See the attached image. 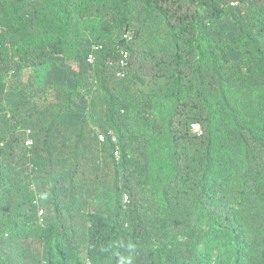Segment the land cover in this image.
Listing matches in <instances>:
<instances>
[{
	"label": "trees",
	"instance_id": "16d2710c",
	"mask_svg": "<svg viewBox=\"0 0 264 264\" xmlns=\"http://www.w3.org/2000/svg\"><path fill=\"white\" fill-rule=\"evenodd\" d=\"M0 264H264V0H0Z\"/></svg>",
	"mask_w": 264,
	"mask_h": 264
},
{
	"label": "rangeland",
	"instance_id": "374dc122",
	"mask_svg": "<svg viewBox=\"0 0 264 264\" xmlns=\"http://www.w3.org/2000/svg\"><path fill=\"white\" fill-rule=\"evenodd\" d=\"M239 15V9L236 8L233 11H231V14L229 15L227 21H226V26H224V31L226 33H228L229 36H233L236 33L235 30V26L233 23L234 19H237V16ZM45 80L47 81V83L53 81V78L55 77L54 74H52V71L47 70L45 72ZM59 79H61L63 81V79L66 81H69L68 76H66V73H59L58 76ZM61 77V78H60ZM68 79H67V78ZM56 80H58L57 78H54ZM82 104V102H81ZM71 121V123L77 124L80 123V118L76 117V116H72V118H70L68 121ZM65 179V175H57V176H52V177H46L45 175H36L34 178V186L35 189L40 197V201H41V206L45 208V210L47 211V216L50 219L51 218V205L49 203V201L46 198V194H45V186L47 183H51V184H57L58 182H61Z\"/></svg>",
	"mask_w": 264,
	"mask_h": 264
},
{
	"label": "built area",
	"instance_id": "2783aa9c",
	"mask_svg": "<svg viewBox=\"0 0 264 264\" xmlns=\"http://www.w3.org/2000/svg\"><path fill=\"white\" fill-rule=\"evenodd\" d=\"M131 35H132L131 33H128V34L126 35V37H130ZM96 48H97L96 45H94V46L92 47L93 50H91V52L89 53V55H88V57H87V59H86V61H87V63H88L89 65L92 64L93 61H94V49H96ZM192 127H193V129H194L195 131H198L199 128H200V126H199L198 124H193ZM99 139H100L101 141H104V140H105V135L102 134V133H100V134H99ZM116 140H117V139H116L115 135H113V136H112V141L115 142ZM30 144H31V140H28V141H27V145H30ZM115 156H116L117 158L119 157V151H115ZM43 215H45V209H44V208H40V210H39V216H40V217H43ZM41 221H43V218H41Z\"/></svg>",
	"mask_w": 264,
	"mask_h": 264
}]
</instances>
